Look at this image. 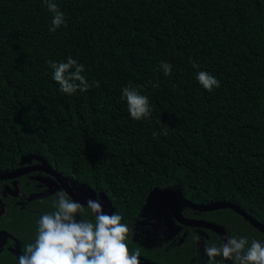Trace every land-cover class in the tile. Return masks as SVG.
I'll return each instance as SVG.
<instances>
[{
  "label": "trees",
  "instance_id": "1",
  "mask_svg": "<svg viewBox=\"0 0 264 264\" xmlns=\"http://www.w3.org/2000/svg\"><path fill=\"white\" fill-rule=\"evenodd\" d=\"M53 2L66 26L50 32L45 0H0V165L38 156L104 194L129 226L142 222L154 191L171 227L166 195L230 202L264 225V0ZM69 57L83 65L88 91L68 95L52 79L48 61ZM199 71L220 86L204 89ZM126 86L148 97L149 116L131 118ZM180 214L215 223L248 246L264 244L232 210L182 207ZM197 230L210 236L206 243L222 244L209 229L187 227L173 253ZM179 256L149 253L162 264Z\"/></svg>",
  "mask_w": 264,
  "mask_h": 264
},
{
  "label": "clouds",
  "instance_id": "2",
  "mask_svg": "<svg viewBox=\"0 0 264 264\" xmlns=\"http://www.w3.org/2000/svg\"><path fill=\"white\" fill-rule=\"evenodd\" d=\"M45 3L53 13L49 31L66 26L64 14L56 3L53 0H45ZM48 65L61 92L71 95L77 90H89L90 85L81 75L84 67L76 60L69 57L67 62L48 61ZM160 67L166 76L171 74V64L162 61ZM193 67L199 68V65L193 62ZM196 79L209 92L220 86V82L205 71H199ZM122 94L132 119L141 120L150 115L146 95L130 86L124 87ZM86 207L91 219L84 218V205L73 200L66 191L59 190L55 194V211L40 216L38 235L34 243L25 246L19 264H140L139 250L130 254L126 243L130 229L121 222V215L105 213L99 199H89ZM78 216L81 219H77ZM204 253L209 264H217L216 257L231 260L233 264H264V244L253 240L248 246L246 238L231 236L219 247L206 244Z\"/></svg>",
  "mask_w": 264,
  "mask_h": 264
},
{
  "label": "flooded vegetation",
  "instance_id": "3",
  "mask_svg": "<svg viewBox=\"0 0 264 264\" xmlns=\"http://www.w3.org/2000/svg\"><path fill=\"white\" fill-rule=\"evenodd\" d=\"M51 171L62 176L66 185L64 186V183ZM61 189L72 190L85 203L89 199H99L105 213L108 212L106 204L111 205L106 196L107 202L102 198L104 194L96 193L92 189L90 195H84V189H88V187L67 179L38 156L23 157L14 166L0 165V264H19V256L25 246L34 243L38 235L40 216L55 211V194ZM172 204H170L169 210ZM82 205L86 209L84 218L91 219L87 204ZM111 207L110 214H113L114 208L112 205ZM158 207L155 202H152L147 211L143 208L144 217L141 223L135 222L132 226L125 223L130 229L127 237L130 254L132 251L139 250L140 264H162V262L149 258V253L152 250H161L163 256L166 257L165 260H169L174 255H180L176 264H209V258L205 255L204 248L206 244L212 243L205 242L210 236L203 230H197V236L180 250L181 253H173V250L179 251V245L186 236L188 226L179 224L171 216L177 223L171 227L167 217H160ZM181 215L186 219L202 220ZM77 219H81V217L78 216ZM192 228L197 229L198 227ZM223 263L224 260L221 261V264Z\"/></svg>",
  "mask_w": 264,
  "mask_h": 264
},
{
  "label": "water",
  "instance_id": "4",
  "mask_svg": "<svg viewBox=\"0 0 264 264\" xmlns=\"http://www.w3.org/2000/svg\"><path fill=\"white\" fill-rule=\"evenodd\" d=\"M44 167H47V166H44ZM52 173L57 175L58 179L64 183V186L66 185V181L64 180V178L62 176L57 174L55 171ZM66 191L73 200L79 202L80 204H87L84 201H82V199L79 197V195L73 193L72 190L66 189ZM84 191L85 192H83V193L86 196L90 195V192H92L91 189H89V188L84 189ZM166 196H169L173 201V204L171 205V208H170L171 216L173 219H175L179 224L184 225V226L209 229V230L215 232L220 237L222 243L226 242L227 238H229V236L226 234L225 230L221 226H219L215 223H212V222L204 221V220L186 219V218L182 217V215L180 214V208L181 207H187V208L194 210V211H197V212H211V211H216V210L229 209V210L234 211L238 215H240L249 224H251L257 231H259L260 233H262L264 235V225L260 224L253 217H251L246 212H244L242 209H240L238 206H236L230 202H217V203H212V204H208V205H199V204L192 203V202H190V201H188L182 197L175 199L170 195H166ZM102 198L104 199V201L107 202L105 195H102ZM148 200H147V202H148ZM147 202H146V204H147ZM105 207H107V209H108L107 214H110V212L112 211L111 205L109 203H107ZM223 264H231V260L224 261Z\"/></svg>",
  "mask_w": 264,
  "mask_h": 264
},
{
  "label": "rangeland",
  "instance_id": "5",
  "mask_svg": "<svg viewBox=\"0 0 264 264\" xmlns=\"http://www.w3.org/2000/svg\"><path fill=\"white\" fill-rule=\"evenodd\" d=\"M157 194H158L157 191H154V192H153V194H152V196L149 198L147 204L144 206V210L147 211V210L149 209L150 205H151L152 202H153V199H154L155 195H157Z\"/></svg>",
  "mask_w": 264,
  "mask_h": 264
}]
</instances>
